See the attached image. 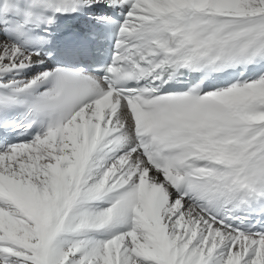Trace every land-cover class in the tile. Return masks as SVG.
<instances>
[{"label": "snow or ice", "instance_id": "1", "mask_svg": "<svg viewBox=\"0 0 264 264\" xmlns=\"http://www.w3.org/2000/svg\"><path fill=\"white\" fill-rule=\"evenodd\" d=\"M0 264H264V0H0Z\"/></svg>", "mask_w": 264, "mask_h": 264}]
</instances>
